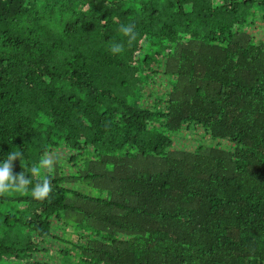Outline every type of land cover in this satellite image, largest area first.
Wrapping results in <instances>:
<instances>
[{"label":"trees","instance_id":"16d2710c","mask_svg":"<svg viewBox=\"0 0 264 264\" xmlns=\"http://www.w3.org/2000/svg\"><path fill=\"white\" fill-rule=\"evenodd\" d=\"M258 23L264 0H0V162L32 180L0 196V264H264Z\"/></svg>","mask_w":264,"mask_h":264},{"label":"clouds","instance_id":"9594fccd","mask_svg":"<svg viewBox=\"0 0 264 264\" xmlns=\"http://www.w3.org/2000/svg\"><path fill=\"white\" fill-rule=\"evenodd\" d=\"M119 31L126 37H128L127 43L129 46L137 39V33L135 31V25L129 23L127 25L121 24ZM124 50L123 43H112L110 46V51L113 54L120 53ZM22 152H9L7 159L0 162V196L5 195L9 192H27L28 185L32 183L31 178H26L24 171L18 174H13L14 161L21 159ZM53 154L45 152L43 157L39 162V166L33 165L30 172L33 176H38L41 169H51L55 163ZM52 192V182L51 178L45 177L43 180L38 181L31 190V195L36 200H44L49 197Z\"/></svg>","mask_w":264,"mask_h":264},{"label":"rangeland","instance_id":"374dc122","mask_svg":"<svg viewBox=\"0 0 264 264\" xmlns=\"http://www.w3.org/2000/svg\"><path fill=\"white\" fill-rule=\"evenodd\" d=\"M259 24V23H258ZM261 24V25H260ZM259 25V30L256 33V36L259 38L264 39V25L262 23H260ZM159 87V86H158ZM161 90L165 89L163 87H160ZM87 193L93 194V195H101V191L97 190V189H93V188H87ZM69 235H71V232H73V230L71 228L68 229ZM72 236H70L69 238H71Z\"/></svg>","mask_w":264,"mask_h":264}]
</instances>
